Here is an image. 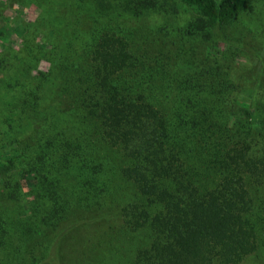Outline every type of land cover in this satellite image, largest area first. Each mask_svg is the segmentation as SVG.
<instances>
[{
	"label": "trees",
	"instance_id": "16d2710c",
	"mask_svg": "<svg viewBox=\"0 0 264 264\" xmlns=\"http://www.w3.org/2000/svg\"><path fill=\"white\" fill-rule=\"evenodd\" d=\"M171 1L197 14L179 35L116 17L163 12L158 0L69 11L86 38L69 32L20 91L27 125L0 149V264H95L74 233L111 214L147 232L129 264H240L264 249V81L241 92L212 43L254 0Z\"/></svg>",
	"mask_w": 264,
	"mask_h": 264
},
{
	"label": "rangeland",
	"instance_id": "374dc122",
	"mask_svg": "<svg viewBox=\"0 0 264 264\" xmlns=\"http://www.w3.org/2000/svg\"><path fill=\"white\" fill-rule=\"evenodd\" d=\"M97 1L0 0V81H3L0 82V149L16 146L27 125L26 118L17 111L20 91L38 82L50 69L51 60L57 55V47L68 38L69 32H82L86 38L87 23L77 24L70 18L69 11L86 7L87 12L91 13ZM103 1L107 12L118 13L109 7V2L116 0ZM117 1L125 4L130 2ZM253 4L250 12L232 22L230 27L233 28L218 29L212 42L218 52L231 61L233 77L237 79L243 93L264 81V0H254ZM157 6V9L160 6L164 11L130 19L122 14L116 17L125 30L135 31L141 27L157 31L161 27L169 29L172 26L175 28L172 34L176 35L180 34L177 28L187 26L197 17L193 8L175 1L158 0ZM176 42L179 46L183 45L179 40ZM136 47L140 48L139 45ZM204 49L201 47L200 50ZM21 191V203H28L32 199V192L27 188ZM112 215L102 226L89 227L90 231L86 233H74L76 242L72 248L75 255L82 249L85 251L79 260L84 259L86 263L91 260L92 254L94 258L91 261L95 264H110L112 260L116 264H129L134 249L149 240L146 230L131 233L120 218H112ZM81 237H84L83 241ZM240 264H264V249Z\"/></svg>",
	"mask_w": 264,
	"mask_h": 264
}]
</instances>
